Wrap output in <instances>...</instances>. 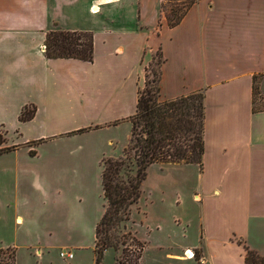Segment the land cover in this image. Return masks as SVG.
I'll use <instances>...</instances> for the list:
<instances>
[{
    "label": "crops",
    "instance_id": "0c3cea01",
    "mask_svg": "<svg viewBox=\"0 0 264 264\" xmlns=\"http://www.w3.org/2000/svg\"><path fill=\"white\" fill-rule=\"evenodd\" d=\"M82 1L93 16L134 18L79 23ZM164 2L0 0V133L20 138L0 149L17 146L2 156L24 162L12 167V180L11 167L0 170L1 214L16 224L0 251H15L14 264H61L60 252H94L106 206L103 160L129 146L158 51L161 100L203 92L205 118L202 168H148L147 181L154 176L161 194L177 195L154 225L157 247L167 259L195 252L197 264H246L245 247L264 258V110L253 112V77L264 74V0H198L174 27L159 14ZM56 29L92 33L93 62L48 59L43 46ZM26 108L35 114L22 122Z\"/></svg>",
    "mask_w": 264,
    "mask_h": 264
},
{
    "label": "trees",
    "instance_id": "16d2710c",
    "mask_svg": "<svg viewBox=\"0 0 264 264\" xmlns=\"http://www.w3.org/2000/svg\"><path fill=\"white\" fill-rule=\"evenodd\" d=\"M198 0L189 2L187 9L168 25L180 23L186 11ZM45 53L48 59H76L93 62L94 39L90 32H71L60 29L47 34ZM161 56L159 75L151 86L145 73V85L139 91L137 110L131 118L132 137L124 157L103 160L102 187L106 201L105 212L96 226L94 264H102L108 249L116 253L115 264H141L145 244L136 233L126 232L124 223L131 221L132 207L138 205L148 168L153 164H194L203 166L204 153V93L197 92L174 100H161ZM264 74L253 77V112L264 110L259 83ZM152 88V89H151ZM258 97H260L258 101ZM258 104H260L258 106ZM35 109H24L22 122L33 118ZM6 140L0 133V146ZM17 146L2 148L0 154L11 152ZM34 155V152H31ZM133 220V219H132ZM124 224V226H123ZM123 230L125 233H122ZM239 243H242L239 241ZM121 255L117 257L119 249ZM246 264H264V258L245 247ZM3 252L2 250L0 253ZM13 264L15 251L12 252Z\"/></svg>",
    "mask_w": 264,
    "mask_h": 264
},
{
    "label": "rangeland",
    "instance_id": "374dc122",
    "mask_svg": "<svg viewBox=\"0 0 264 264\" xmlns=\"http://www.w3.org/2000/svg\"><path fill=\"white\" fill-rule=\"evenodd\" d=\"M55 2H59L60 0H54ZM66 1V0H61ZM193 0H166L163 4H161L159 8V14L163 15L169 23V18L171 21L175 20L176 17L180 16L186 9L187 6H189V2ZM87 1H82L78 5V16H76V20L79 21V23L88 24L92 23L93 20L96 19H105L108 18L109 20H131L134 18V12L131 15V19L128 18V13L123 14H116V16L109 17L108 15L104 14L102 11L101 15L99 16H93L92 11L89 10ZM92 12V13H91ZM125 17L123 19L122 17ZM161 62V56L160 54L156 53L153 57V60L149 63L148 67L146 68V74L149 76L150 85L154 86V81L157 80L159 75V63ZM260 90V97L262 98L264 96V78L258 82ZM144 88V87H143ZM152 89V88H151ZM260 97H258V101ZM260 104H258L259 106ZM3 138L6 140V144H9L10 142L14 141L15 143L19 142V135L12 134V135H5L4 132H1ZM3 154V153H2ZM0 154V170L3 166H9L11 167L8 172V180H12V167L15 166V164H22L24 163L21 159L16 158L12 155L8 156H2ZM124 155L120 158H123ZM5 176V175H4ZM1 177V176H0ZM142 196L140 199V202L138 205H135L132 207V216L131 221H134L133 216L137 217V223L141 228H139V237H142L143 241L146 242L144 254L141 259V264H197L198 255L194 253V259L187 260V259H167L163 252L159 250L157 247V240H158V232H156V229H154V225L156 221L160 218H162V207L164 208V205L168 208H172L175 203H177V195L174 190L169 189L166 191L165 194H161V190L157 187L156 179L154 176L151 177L150 180H146L142 185ZM13 190L12 186L9 187V193H11ZM186 199V205L190 208L191 211L193 210V207L197 208L196 204H193L191 199V192H189L187 195L184 196ZM139 207V209H138ZM1 208H0V238L2 237H10L13 234L14 228H16V224L14 221L9 220L6 217H3L1 214ZM194 213V212H193ZM133 219V220H132ZM197 219V218H196ZM127 227L126 232L133 233L135 230V225H132L131 222L124 223ZM123 224V226H124ZM122 233H125L123 230H121ZM190 231V233H192ZM122 248L119 249V252L117 254V257L121 255ZM184 249L177 250L175 254L184 256ZM3 252L0 253V264H13L12 259V249L2 250ZM61 253V252H60ZM59 253V260L61 264H94V252L91 248H85L80 251L74 252V260H71V262H65L61 257ZM116 262V253L113 249H108L103 258L102 264H115Z\"/></svg>",
    "mask_w": 264,
    "mask_h": 264
},
{
    "label": "built area",
    "instance_id": "2783aa9c",
    "mask_svg": "<svg viewBox=\"0 0 264 264\" xmlns=\"http://www.w3.org/2000/svg\"><path fill=\"white\" fill-rule=\"evenodd\" d=\"M46 47L43 46V50H45ZM196 199L198 200V196L196 197ZM188 253H190V255H188ZM60 257L66 262V261H70L74 259V253L71 251H63L60 253ZM183 259H187V260H191L194 259V253L191 251H185L184 252V256Z\"/></svg>",
    "mask_w": 264,
    "mask_h": 264
},
{
    "label": "bare ground",
    "instance_id": "6f19581e",
    "mask_svg": "<svg viewBox=\"0 0 264 264\" xmlns=\"http://www.w3.org/2000/svg\"><path fill=\"white\" fill-rule=\"evenodd\" d=\"M94 11L96 12L97 11V8H94ZM196 198V197H195ZM197 200V199H196ZM188 255H190V253H188Z\"/></svg>",
    "mask_w": 264,
    "mask_h": 264
}]
</instances>
